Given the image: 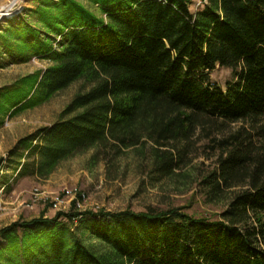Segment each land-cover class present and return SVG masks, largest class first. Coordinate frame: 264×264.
<instances>
[{
  "label": "trees",
  "instance_id": "trees-1",
  "mask_svg": "<svg viewBox=\"0 0 264 264\" xmlns=\"http://www.w3.org/2000/svg\"><path fill=\"white\" fill-rule=\"evenodd\" d=\"M88 1L102 16L78 0H36L0 28V67L51 62L0 88V116L90 85L36 141H19L25 153L10 152L16 178L46 179L106 144H149L152 168L170 177L197 131L247 122L209 139L216 167L199 182L225 209L210 220L182 207L80 211L74 199L1 228L0 264H264V0H206L194 12L192 0ZM216 66L232 70L225 88L210 81Z\"/></svg>",
  "mask_w": 264,
  "mask_h": 264
},
{
  "label": "rangeland",
  "instance_id": "rangeland-1",
  "mask_svg": "<svg viewBox=\"0 0 264 264\" xmlns=\"http://www.w3.org/2000/svg\"><path fill=\"white\" fill-rule=\"evenodd\" d=\"M35 1L24 0V6L18 11L0 19V28L24 9L33 8ZM78 1L102 16L97 5L88 0ZM202 3L203 0H192L189 8L194 12L201 9ZM3 61H7L6 58ZM50 64L49 60L39 57L23 63L6 64L0 67V88L20 77L44 70ZM209 77L212 83L222 88L233 80L231 68L222 66L210 71ZM89 87L85 81L79 80L41 105L14 115L0 116V229L18 220L38 217L42 212L52 218L59 211H68L74 199H78L80 211L103 208L110 212L125 209L138 212L149 208L182 207L196 217L219 219L225 203L206 200L199 182L202 175L216 167L217 152L209 139L222 137L239 127L248 129L247 122L234 123L218 131L209 129L213 131L209 138L205 132L197 131L188 148L186 164L174 170L175 174L170 177L156 174L152 168L149 144L120 153L106 144L62 161L46 179L16 178L15 163L9 160L10 152L15 149L18 154L25 153V148L18 146L19 141L27 137L36 141L42 128L60 119L74 95ZM4 244L5 240L0 238V246Z\"/></svg>",
  "mask_w": 264,
  "mask_h": 264
},
{
  "label": "clouds",
  "instance_id": "clouds-1",
  "mask_svg": "<svg viewBox=\"0 0 264 264\" xmlns=\"http://www.w3.org/2000/svg\"><path fill=\"white\" fill-rule=\"evenodd\" d=\"M24 6V0H0V19L11 16L14 11H18Z\"/></svg>",
  "mask_w": 264,
  "mask_h": 264
},
{
  "label": "bare ground",
  "instance_id": "bare-ground-1",
  "mask_svg": "<svg viewBox=\"0 0 264 264\" xmlns=\"http://www.w3.org/2000/svg\"><path fill=\"white\" fill-rule=\"evenodd\" d=\"M12 14H13V13H12ZM12 14H11V15H12ZM5 17H9V16H5Z\"/></svg>",
  "mask_w": 264,
  "mask_h": 264
},
{
  "label": "built area",
  "instance_id": "built-area-1",
  "mask_svg": "<svg viewBox=\"0 0 264 264\" xmlns=\"http://www.w3.org/2000/svg\"><path fill=\"white\" fill-rule=\"evenodd\" d=\"M203 2H206V0H203Z\"/></svg>",
  "mask_w": 264,
  "mask_h": 264
}]
</instances>
